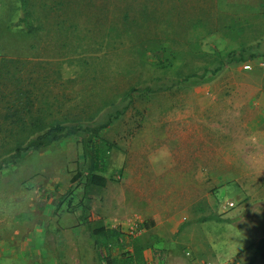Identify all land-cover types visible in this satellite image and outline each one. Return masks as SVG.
Wrapping results in <instances>:
<instances>
[{
  "label": "rangeland",
  "instance_id": "374dc122",
  "mask_svg": "<svg viewBox=\"0 0 264 264\" xmlns=\"http://www.w3.org/2000/svg\"><path fill=\"white\" fill-rule=\"evenodd\" d=\"M29 4L34 33L14 25L18 0H0V57L24 60L39 99L59 104L56 116L103 121L128 87L198 71L211 64L203 53L247 47L255 56L206 81L134 94L99 132L112 143L104 186L86 185L78 138L5 169L0 239H60L55 264H104L89 233L104 224L120 232L105 252L116 264L127 255L132 264H264V1ZM168 52L170 69L160 64ZM211 213L229 221L200 220Z\"/></svg>",
  "mask_w": 264,
  "mask_h": 264
},
{
  "label": "trees",
  "instance_id": "16d2710c",
  "mask_svg": "<svg viewBox=\"0 0 264 264\" xmlns=\"http://www.w3.org/2000/svg\"><path fill=\"white\" fill-rule=\"evenodd\" d=\"M264 1V0H263ZM30 0H18L20 16L14 25L25 33L40 31L39 25L30 8ZM246 48L229 50L225 52L203 53L210 57L211 64L204 65L200 70H193L184 74L174 72L175 77L166 75L153 76V80L143 86L134 85L127 88L121 95L118 107L110 103V109L102 121L95 118H68L65 115L56 116L53 111L59 104L50 100H40L36 95L39 89L38 75L26 67L24 60L19 58L0 57V173L16 165L26 155L49 147L55 142L65 138H78L82 145V160L85 162L84 175L86 185L104 186L107 179L102 174L107 166V154L112 143L101 138L99 132L102 128L117 119L127 108L134 94L146 95L157 90L169 89L182 81L195 79L198 82L206 81L215 75L223 66L232 62L251 59L254 53ZM171 58L167 55L160 63L170 69L176 56L172 52ZM166 69V70H167ZM165 71V70H164ZM83 174V173H82ZM200 220L229 221L216 213H211ZM144 224V227H148ZM183 226H180L181 229ZM92 236H99L96 240L100 259L108 264H116V258L105 254L109 250V243L119 240L120 232L116 228L98 225L90 228ZM257 253L264 261V235L258 241ZM123 261L127 264L134 262L126 256Z\"/></svg>",
  "mask_w": 264,
  "mask_h": 264
},
{
  "label": "crops",
  "instance_id": "0c3cea01",
  "mask_svg": "<svg viewBox=\"0 0 264 264\" xmlns=\"http://www.w3.org/2000/svg\"><path fill=\"white\" fill-rule=\"evenodd\" d=\"M262 148L264 150V143ZM103 226L115 228L104 224ZM90 228L91 226L89 231ZM92 237L95 242L99 239V236ZM41 242L44 244L42 245ZM63 243L60 239L46 240L31 235L29 238L21 240L0 239V264H46L49 260H51L49 264H55L57 262L56 255L60 254L59 250L63 247ZM41 247H46V250H41ZM103 263L108 264L105 261Z\"/></svg>",
  "mask_w": 264,
  "mask_h": 264
},
{
  "label": "built area",
  "instance_id": "2783aa9c",
  "mask_svg": "<svg viewBox=\"0 0 264 264\" xmlns=\"http://www.w3.org/2000/svg\"><path fill=\"white\" fill-rule=\"evenodd\" d=\"M145 264H149V263H145Z\"/></svg>",
  "mask_w": 264,
  "mask_h": 264
}]
</instances>
